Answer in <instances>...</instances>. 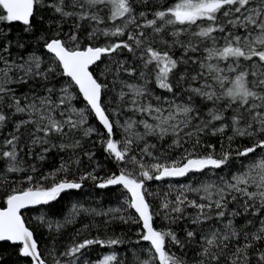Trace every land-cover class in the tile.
<instances>
[{"label": "snow or ice", "instance_id": "snow-or-ice-1", "mask_svg": "<svg viewBox=\"0 0 264 264\" xmlns=\"http://www.w3.org/2000/svg\"><path fill=\"white\" fill-rule=\"evenodd\" d=\"M0 165V264H264V0H0Z\"/></svg>", "mask_w": 264, "mask_h": 264}, {"label": "trees", "instance_id": "trees-1", "mask_svg": "<svg viewBox=\"0 0 264 264\" xmlns=\"http://www.w3.org/2000/svg\"><path fill=\"white\" fill-rule=\"evenodd\" d=\"M16 30L18 29H14V31ZM93 139L96 138L93 137ZM95 150L97 152V158L103 161V154L99 144L96 145ZM56 163H58V159H56ZM0 167H2V165H0ZM50 167H51V163L45 164V170H48ZM101 175H103V173H101ZM152 187L153 189H155L157 185L153 184ZM161 195H163V191L161 192ZM77 200H79L82 203H85L86 206L102 207L104 209H107L109 206L115 205L113 192L107 190H99V189H97L95 192H92V185L91 182L89 181L85 183L84 188L80 191L78 195L64 196L63 199L59 201V203H55L53 205V211L57 213V218L62 219L63 217L62 215H60V213H67V211L71 208V204L76 202ZM31 215H33V213H25L26 217ZM79 226H80L79 224L76 225V227ZM111 227H114L116 229L117 234H119L124 229V226L119 224L112 225ZM72 232L73 229L71 226H69L63 237L65 242H67L69 237L72 235ZM45 234H46V230H45ZM7 247H8L7 244H0V248L7 249ZM94 247L98 248V246H94ZM12 259H14V257Z\"/></svg>", "mask_w": 264, "mask_h": 264}, {"label": "water", "instance_id": "water-1", "mask_svg": "<svg viewBox=\"0 0 264 264\" xmlns=\"http://www.w3.org/2000/svg\"><path fill=\"white\" fill-rule=\"evenodd\" d=\"M0 244H6L5 242H0Z\"/></svg>", "mask_w": 264, "mask_h": 264}]
</instances>
